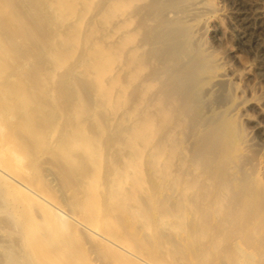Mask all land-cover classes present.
Segmentation results:
<instances>
[{
    "label": "bare ground",
    "instance_id": "obj_1",
    "mask_svg": "<svg viewBox=\"0 0 264 264\" xmlns=\"http://www.w3.org/2000/svg\"><path fill=\"white\" fill-rule=\"evenodd\" d=\"M222 4L0 0V173L21 186L0 190V264H264V155L209 43Z\"/></svg>",
    "mask_w": 264,
    "mask_h": 264
},
{
    "label": "rangeland",
    "instance_id": "obj_2",
    "mask_svg": "<svg viewBox=\"0 0 264 264\" xmlns=\"http://www.w3.org/2000/svg\"><path fill=\"white\" fill-rule=\"evenodd\" d=\"M222 6L226 27L220 31L212 29L209 43L224 59L230 79L240 90L246 106L243 115L245 128L264 155V0H223ZM243 14L248 16V33L240 21ZM247 60L253 65L247 64ZM41 163L40 177L51 181L57 190L66 188L70 182L68 173L56 159L44 156ZM0 177L6 179L0 190L10 192L11 185L21 188L1 173ZM11 205L13 202L4 204V207ZM69 222L73 224L74 221L69 219ZM19 236L20 232L16 231L11 241L18 254L20 249L16 238Z\"/></svg>",
    "mask_w": 264,
    "mask_h": 264
}]
</instances>
